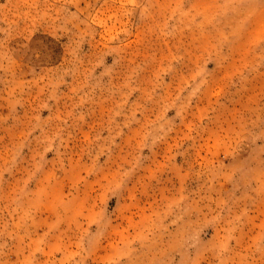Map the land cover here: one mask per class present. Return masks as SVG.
Returning <instances> with one entry per match:
<instances>
[{
    "label": "rangeland",
    "instance_id": "374dc122",
    "mask_svg": "<svg viewBox=\"0 0 264 264\" xmlns=\"http://www.w3.org/2000/svg\"><path fill=\"white\" fill-rule=\"evenodd\" d=\"M0 264H264V0H0Z\"/></svg>",
    "mask_w": 264,
    "mask_h": 264
}]
</instances>
